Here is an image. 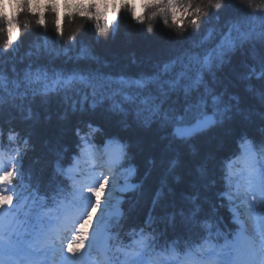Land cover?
I'll list each match as a JSON object with an SVG mask.
<instances>
[{"label":"snow or ice","instance_id":"1","mask_svg":"<svg viewBox=\"0 0 264 264\" xmlns=\"http://www.w3.org/2000/svg\"><path fill=\"white\" fill-rule=\"evenodd\" d=\"M8 3L9 0H5V4ZM15 4L17 12L12 19H9L6 13L0 14V25H3L0 31L6 34V44L0 49V56L13 61V88L8 90L7 98L0 95V108L7 104L9 108L19 110L28 95L33 98L39 95L43 103L52 95H60L73 84L92 86L94 81L105 80L115 87L101 100H94L91 105L93 109L97 103L107 99L112 101L113 111L127 114L128 110L122 106L127 104L137 120L143 124L148 125L153 120H158L161 126L172 128L174 139L187 143L210 126L222 125L225 120H231L234 113H240L239 96L231 95L225 102V93H216L209 88L204 77L210 75L214 79L216 71L231 63V55L237 48H243L246 44L253 50L255 63L245 64L247 71L242 74L241 79L251 81L255 78L261 81L260 88L257 89L248 83L246 91L254 93L264 105V51L259 55L255 54L257 44L264 49V15L259 17V29L254 25V20L257 19L255 13H264V3L255 6L249 3L247 7L252 15L229 20L219 36L206 26L213 19L219 21L222 0H16ZM47 11H51L55 17L51 38L48 36ZM125 13L133 25L142 26L149 33L154 31L155 22L159 21L167 29H173L177 38L184 37L190 29V34L200 33L202 29L205 34L199 41L180 48L174 55L158 62L151 73L133 78H110L80 68L65 71L48 67V61L62 54L57 45L66 43L74 46L78 43L76 35L69 36L68 40L64 41L65 21H74L76 17L88 21L92 31L97 34V39L103 24L110 29L109 38H112L119 32ZM24 14H31L35 18V25L42 31L36 33L29 42L26 56L35 59L24 69L21 77L20 73L16 72L15 60L18 58L20 46L24 43L25 33L22 29L31 28V24L21 22V16ZM210 41L214 42L213 47H202ZM67 51L68 49L64 48L63 55H67ZM90 54L89 47H81L76 59L89 58ZM19 59L22 61L23 57ZM8 82L9 76L0 68V86ZM34 83H41L43 87L29 92L27 86ZM92 95H96L95 88ZM116 97L120 100L117 101ZM233 100L236 101L235 104L231 102ZM76 110V104L73 103L72 111ZM260 116L264 120V112L260 113ZM27 118H31L30 107ZM245 119L248 117L245 116ZM87 127L89 131L84 135L76 129L80 141L77 147L80 152L89 147L97 152H106L110 144L120 143L118 138L109 137L97 147L92 138L100 129L91 123H88ZM255 132L258 139L255 135L249 137L247 131L240 135V142L248 151L246 175L242 184H234L232 175L226 173V190L218 193L228 199L230 210L234 212L233 218L239 225L235 238L232 241L226 240L223 246L212 247L197 264H264V124L258 126ZM5 138L9 143L17 142L20 138L18 132L9 130L5 134L0 129V264H13L12 257L26 253V250L18 239L14 240L9 235L5 223L24 201V195L17 191V186L24 181V159L27 156L29 140L24 137L22 144L12 150V154L6 155L7 150L3 144ZM125 146L120 144V157L108 162L107 174L101 172L92 183L83 185L79 192L73 187L71 192L60 193L63 196L61 211L55 220L51 221L52 227L44 238V247L38 254L28 253L29 256L37 258L29 259L26 264H80L88 254L86 250L95 249L106 243V240L113 239L112 228L119 224L123 215L121 212L113 216L109 211L113 207V201L116 205L119 204L115 194L137 188V185L129 182L135 169L128 167L126 172L120 171L121 161L127 155L123 151ZM179 163L178 158L170 160L165 171L172 173ZM227 167L231 168V164ZM69 170L70 168H61L59 160L56 162L57 174L66 176ZM147 175L146 172L145 176ZM120 180H123L122 186L118 183ZM158 199L159 192L154 195L153 203H157ZM189 199L194 205L192 211L187 217H184L183 211L180 213L181 217H184L182 222L186 225L194 221L200 211V206L196 203L198 196H191ZM236 200H239V205L234 203ZM240 206H246L250 210L245 214L246 219L242 220L241 213L236 211ZM76 212L79 214L76 215ZM152 223L151 219L145 221L148 226ZM204 226L208 227L206 222ZM101 229L106 233V240L100 236ZM139 231L144 246L133 254L125 252L126 264H148L146 256L175 253L176 240L157 252L156 237L144 233L142 228ZM206 243L207 241L201 243L196 251L203 250ZM192 251L193 248L189 247L188 253Z\"/></svg>","mask_w":264,"mask_h":264},{"label":"trees","instance_id":"2","mask_svg":"<svg viewBox=\"0 0 264 264\" xmlns=\"http://www.w3.org/2000/svg\"><path fill=\"white\" fill-rule=\"evenodd\" d=\"M0 3L4 4V13L7 14L16 0H9L8 4H5V0H0ZM249 3L255 6L264 3V0H222L219 21L211 20L206 28L213 29L214 34L219 36L229 20L252 15L247 7ZM14 15H8L9 19ZM261 15L264 13H255L257 19L254 20V25L257 29L260 27ZM46 19L48 36L51 38L55 23L51 11H47ZM34 21L35 18L31 14L21 16L22 23L31 24V28L22 29L25 33L24 43L20 46L18 58L15 60L16 72L20 73L21 77L24 69L35 59L26 56L29 42L36 33L42 31L37 28ZM64 27V41H67L69 36L76 35L78 43L74 46L66 43L62 46L57 45L62 54L48 61V67L65 71L80 68L110 78L118 76L133 78L151 73L158 62L174 55L180 48L199 41L205 34L203 29L200 33L190 34L192 32L190 29L184 37L177 38L173 29H167L159 21L155 22L154 31L149 33L146 28L133 25L126 13L120 23L119 32L112 38H109L110 29L102 24V31L97 39V34L92 31L89 22L79 17L74 21H65ZM2 28L3 25H0V29ZM49 43L51 44V39ZM5 44L6 34L0 31V49H3ZM84 46L91 49L90 57L76 59L81 47ZM213 46L214 42L210 41L202 47L210 49ZM64 48L68 49L67 55H63ZM262 51L264 49L257 44L255 54L259 55ZM19 57H23V60L21 61ZM254 63L253 50L246 44L243 48H237L231 55V63L216 71L214 79L210 75H205L209 88L216 93H225V102L231 95L239 96L241 111L239 114L234 113L233 118L225 120L222 125L210 126L196 134L187 143L174 139L172 128L161 126L158 120H153L148 125L143 124L137 120L135 113L127 104L122 105L128 110L127 114L113 111L112 101L107 99L97 103L93 109L91 105L94 100H101L115 87L105 80L94 81L92 86L73 84L60 95H52L43 103L39 95L34 98L28 95L19 110L9 108L5 104L0 108V129L5 134L9 130L18 132L20 138L13 143H9L5 138L3 144L6 152L12 153V150L22 144L24 137H28L29 140L27 156L24 159L25 177L23 183L18 185L21 193L23 195L25 193L27 198L36 199L39 203L41 196L52 200L65 192L68 181L65 176L56 173V162L59 160L63 169L72 162V155L79 150L77 146L80 143L76 129L84 135L89 131L88 123H91L100 129L92 138L93 141L100 144L106 138H118L126 145L123 149L127 154L123 159L124 164L135 169L134 181L137 188L120 193L117 199L123 215L119 224L112 228L116 241L123 240V243L128 240L129 230L145 227L146 219L153 221V235L158 243L165 246L173 240L179 245L197 240L208 228L204 226L205 222L217 224L225 230V223L229 222L231 216L230 204L218 195L226 184L224 166L226 161L240 150L241 133L247 131L249 137L255 135L258 139L255 130L264 124L260 116V113L264 112V105L254 93L246 91L248 83L257 89L260 88L261 81L255 78L251 81L241 79L242 74L247 71L245 64ZM12 66V60L0 56V68L9 76V82L0 86V95L5 98L8 90L13 88ZM27 87L31 92L43 85L34 83ZM93 88L96 91L95 96L92 95ZM200 91H203L202 87ZM116 99L120 100L119 97ZM231 102L236 103L234 100ZM73 103L77 107L75 112L72 111ZM29 107L30 119L27 118ZM245 116L248 119H245ZM176 158L180 161L178 166L172 173L166 172L168 162ZM158 192L159 199L154 204L153 197ZM191 196H198L196 203L199 204L200 211L195 220L186 225L182 221L194 207L189 199ZM181 211L184 217H181Z\"/></svg>","mask_w":264,"mask_h":264},{"label":"rangeland","instance_id":"3","mask_svg":"<svg viewBox=\"0 0 264 264\" xmlns=\"http://www.w3.org/2000/svg\"><path fill=\"white\" fill-rule=\"evenodd\" d=\"M114 146L115 145L110 144L107 147L106 152L103 151L102 153L108 154V158H112L115 160V159H118L120 156H119L118 151L114 148ZM111 148H112V150H110ZM90 157H94V154H92V156H90ZM86 163H84V165H86ZM234 163H235V161L232 163V165H234ZM99 166H100L99 162L93 164L90 168H87L86 172H84L81 177L78 178L75 175V172L78 171V169L81 168L82 165L78 161L74 164L73 169L69 170V174H70L71 178H74L77 180L76 186H75V190L77 192H79L80 188L83 185L88 184V183H92L93 180L97 176L100 175L99 171L97 169ZM127 168L128 167L122 168V169H120V171L122 173H124V172H126ZM133 178H134V175L130 178L129 182L135 185L136 183L134 182ZM118 183L122 186L123 180H120ZM60 205H61V203L59 204V206L56 209H53L54 211H57V212H53V211H50L49 213L44 212L42 214L43 216L35 217L33 219V223H30V221H28L30 217H26L25 219L20 220L17 224H13L12 216L6 220L5 226L9 229V235L11 237H13L14 240L18 239L21 246L26 249V253L21 254V255H24V258H22L21 255L14 256L15 263L26 264V262L29 259H35L34 257L28 255V253H30L28 251H31L34 249H39L40 245L37 244V242L39 241V238L42 235H45L48 233V228H50V226H51V221H53V219L57 215L58 211H61ZM114 205H115V203L113 201V207L110 208V210H109L111 215L114 214L115 211L118 213V209H115V211L113 210ZM236 211L241 213V219L243 220V219H246L245 214L250 210L247 209L246 206H240V208ZM65 235H66V233H65ZM100 236L102 239L106 240V233L104 232L103 229L100 230ZM226 240L227 239L220 237V235L213 233L211 235V237H209V240H206L207 243L205 244V246L210 247V248L212 246L220 247V246L224 245ZM228 241H232V239L228 240ZM139 243H141L142 247L144 246V241L143 242L139 241ZM198 246H196L193 250H195ZM203 250L198 251V252H202ZM86 251H89V250H86ZM31 253H33V252H31ZM127 253L133 254L134 252H127ZM88 256L89 257L85 256L84 259L82 260L83 264H86V263L89 264L88 263L89 260H95L96 257L101 260V261H99L97 259L96 264H112L111 259L108 255V242H107V240H106V243L97 246L95 249H90V255H88Z\"/></svg>","mask_w":264,"mask_h":264},{"label":"clouds","instance_id":"4","mask_svg":"<svg viewBox=\"0 0 264 264\" xmlns=\"http://www.w3.org/2000/svg\"><path fill=\"white\" fill-rule=\"evenodd\" d=\"M16 11H17L16 4L13 3L12 4V7H11V11L8 12L7 14L9 16H11V15H14L16 13ZM2 13H4V4L3 3H0V14H2Z\"/></svg>","mask_w":264,"mask_h":264},{"label":"bare ground","instance_id":"5","mask_svg":"<svg viewBox=\"0 0 264 264\" xmlns=\"http://www.w3.org/2000/svg\"><path fill=\"white\" fill-rule=\"evenodd\" d=\"M118 148L120 149V146H118ZM100 171L105 173V174L108 173V170L105 167H100ZM75 214L78 215V212H76ZM43 247H44V241L42 242V247L41 248H43ZM206 255H207V253H206ZM12 260H13V264H16V263H14V258L13 257H12ZM195 260H196V257H193V261H195Z\"/></svg>","mask_w":264,"mask_h":264}]
</instances>
